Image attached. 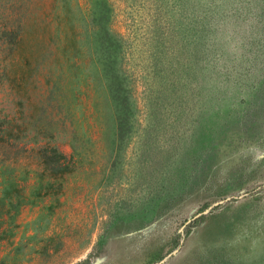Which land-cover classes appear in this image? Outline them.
I'll return each mask as SVG.
<instances>
[{
  "label": "rangeland",
  "instance_id": "374dc122",
  "mask_svg": "<svg viewBox=\"0 0 264 264\" xmlns=\"http://www.w3.org/2000/svg\"><path fill=\"white\" fill-rule=\"evenodd\" d=\"M0 138V264H264V0H0Z\"/></svg>",
  "mask_w": 264,
  "mask_h": 264
},
{
  "label": "trees",
  "instance_id": "16d2710c",
  "mask_svg": "<svg viewBox=\"0 0 264 264\" xmlns=\"http://www.w3.org/2000/svg\"><path fill=\"white\" fill-rule=\"evenodd\" d=\"M0 141H1V138H0ZM11 147H12V144H11ZM10 147V148H11ZM41 151H44V152H46V150H41ZM55 152V151H54ZM53 152V153H54ZM18 160V158H15V156H13V157H9V158H7L6 159V162H8V164L10 165V164H14L16 161ZM62 161V162H61ZM64 161H65V158H64V156L63 155H61L60 156V159H59V162H57V163H59V166H62V168H64L65 167V165H63V163H64ZM10 180H7V179H5L6 181V183H7V187L9 186V187H14L15 188V191L16 192H19V189L17 188V185L15 184V181H14V176L12 175V177H10L9 178ZM9 181L11 182V183H9ZM19 197V199H22V197L21 196H18ZM2 202H3V205L2 204H0L1 206H0V218H2L3 219V221H6V219H8V218H10L11 216H13L14 214L12 213V209L11 208H13V207H15V205H16V202H12V200H10V201H8L7 202V204H5V202H4V200H1ZM5 205H8V206H5ZM5 217H7V218H5ZM1 223V222H0ZM3 223V222H2Z\"/></svg>",
  "mask_w": 264,
  "mask_h": 264
},
{
  "label": "clouds",
  "instance_id": "9594fccd",
  "mask_svg": "<svg viewBox=\"0 0 264 264\" xmlns=\"http://www.w3.org/2000/svg\"><path fill=\"white\" fill-rule=\"evenodd\" d=\"M262 158H264V157H262ZM253 159H255V154H253Z\"/></svg>",
  "mask_w": 264,
  "mask_h": 264
}]
</instances>
